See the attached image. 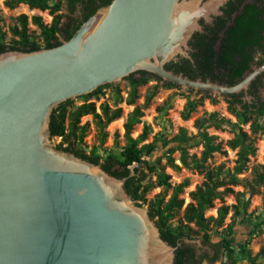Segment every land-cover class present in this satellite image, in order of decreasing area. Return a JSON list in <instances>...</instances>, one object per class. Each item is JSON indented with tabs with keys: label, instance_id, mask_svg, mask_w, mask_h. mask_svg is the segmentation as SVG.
<instances>
[{
	"label": "water",
	"instance_id": "water-1",
	"mask_svg": "<svg viewBox=\"0 0 264 264\" xmlns=\"http://www.w3.org/2000/svg\"><path fill=\"white\" fill-rule=\"evenodd\" d=\"M204 17L198 0H110L54 48L0 53V264H174L125 179L54 148L50 118L139 70L192 92L245 91L264 63L230 86L166 70L190 58Z\"/></svg>",
	"mask_w": 264,
	"mask_h": 264
},
{
	"label": "trees",
	"instance_id": "trees-1",
	"mask_svg": "<svg viewBox=\"0 0 264 264\" xmlns=\"http://www.w3.org/2000/svg\"><path fill=\"white\" fill-rule=\"evenodd\" d=\"M62 1L65 2L70 15L60 11ZM109 2L110 0H54L53 4H49L47 0H5L4 6L11 10L18 4L23 3L30 9L41 12L48 11L53 15V21L51 24H45L42 16L32 15L30 18L29 15L21 13L18 16L19 23L9 29L11 34L9 41H6V34L0 28V53L8 50L37 51L54 48L62 41L69 39L84 22L93 16V13L99 7L105 6ZM75 13L78 14L77 17H73ZM65 16H68L69 19L62 26L61 23ZM30 19L39 30L41 43L35 41L28 32ZM238 25L240 26L238 30L224 33L216 50L211 45L205 46L203 51L205 56L203 58H199L197 53L189 54L190 58L180 57L168 63L165 66L166 70L180 73L192 80L196 76H200L201 79L199 80L205 81L203 78L209 76L210 80L208 81L214 82L217 80V83L229 86L235 84L241 79L243 71L248 68L250 58L247 49L256 43V41L251 39L254 34L256 17L251 16L246 21L240 20ZM59 34H61L62 40L59 39ZM147 79L159 81L156 76L142 70L135 71L124 78L129 86L125 100L127 105L135 103L136 98L139 96L138 92H136V85L143 83ZM164 84L166 87L174 86L179 88L173 84ZM109 85V83L104 84V86ZM102 87V85L97 87L93 93L86 95L85 98H99L102 93ZM152 88L155 93L156 87L153 86ZM114 90L121 100L120 91L117 88ZM204 96L210 102L215 100L210 94L204 93ZM224 97L228 103L227 111L239 124L248 123V128L253 134H264V102L258 99L256 102L248 104L242 101L237 94H228L224 95ZM148 100L146 99L144 105L147 104ZM71 104V99H68L54 107L52 111L50 118L51 136L52 138L59 136L62 139L56 148L71 152L90 163L99 164L110 175L118 179H125L123 188L126 194L131 200L139 201L138 205H146V209L156 225L160 238L171 247L175 246L174 264H202L205 261L213 264L221 258L222 254L228 258L233 256L234 248L231 247L228 238L232 235L233 227H235L237 218L240 216L239 209L245 211L247 200L242 199V196H244L243 192H233L232 188L241 185V180L238 176L246 170L248 157L256 149L253 137L248 138L245 133L240 132L239 135H235L233 139L228 141L230 149H237L235 164L231 169L232 172H230L222 169L220 164L211 168L205 166L206 160L211 158L212 153L220 151L221 148V144L215 141V136L208 135L206 130L211 127L220 128L231 125L227 118L218 115L215 111L204 113L193 120L192 126L197 133L190 136L184 127H178V132L165 144V147H167L172 141L177 143L175 148L167 149L168 153H172V150L175 149L179 152L178 160L183 166L193 170H203L202 183L192 191L187 192L189 201L184 203L179 194L183 191V187L187 185V180L171 185L169 182L170 177L164 171L159 172L156 170L155 164L141 158L143 153H151L155 147L154 144L150 143L138 146L140 140L147 135L148 127L143 125L142 133L139 137L131 138L130 136L133 124L142 115L141 106L135 105L132 111L126 115L122 125L125 131V143L119 152L121 160L106 155L101 161L99 157L88 155L76 147L83 141L88 127L87 123L80 125V120L84 116L91 115L93 123L104 129L110 121L121 116V109L119 107L111 109L106 103H102L100 112H97L95 102H85L72 110L67 108ZM201 105L202 99L197 101L188 100L180 111V117L183 120L187 119ZM106 134L104 131V136ZM199 144L203 146L200 157L198 159L194 156L189 157L185 148ZM166 161L171 169L178 168L171 158L168 157ZM133 163L142 165L149 173L156 175V185L160 186L164 192L168 189L170 190L166 200H164L163 194H156L151 200L145 199L144 194L150 190L152 184H142L146 177L145 173L143 170H139V167L133 166L131 168ZM251 169L253 177L251 182L244 184V189L255 188V185H264V165H254ZM226 194L233 195L236 204L232 206L234 211L230 217V222L224 226V220L230 211L227 205L221 203L216 207V217L205 218L204 215L207 210L213 207L214 200L222 201L223 196ZM180 211H182V218L179 217V223L173 225L172 220ZM261 223L264 225V218ZM190 224H193L195 229L190 228ZM218 227H222L221 236L218 241L211 243L210 235ZM257 227V224H253L248 231L243 233V236H245L244 240L236 244V247L242 253H246L245 246L248 238H250ZM196 237L200 239L203 245H208L211 248L212 255L206 252L198 254L195 249L182 241L184 238L191 240ZM247 257L251 264H255L254 257H251L249 253Z\"/></svg>",
	"mask_w": 264,
	"mask_h": 264
},
{
	"label": "rangeland",
	"instance_id": "rangeland-1",
	"mask_svg": "<svg viewBox=\"0 0 264 264\" xmlns=\"http://www.w3.org/2000/svg\"><path fill=\"white\" fill-rule=\"evenodd\" d=\"M5 0H0V28L6 34V41L11 39V34L9 32L10 27L18 24V16L21 13L29 15H39L43 17L45 24H51L53 21V15L48 11H39L30 9L26 4L20 3L14 9H8L4 6ZM49 4H53L54 0H47ZM62 13L70 15L66 8V4L62 1L61 10ZM78 14L75 13L73 17H77ZM68 16H65L62 20L61 25L63 26L68 21ZM29 34L32 38L41 43V38L39 30L32 23L31 19L29 21ZM59 39L62 40L61 34H59ZM137 75V74H136ZM109 86L102 85L101 94L99 98L87 99L85 96L78 98H71L72 104L69 105L68 109H74L82 105L85 102H95L96 111L100 112V107L102 103H106L109 108L114 109L119 107L121 109V116L113 121H110L104 129H102L96 123H93L91 115H87L81 118L80 125L88 124L86 135L82 142H80L76 147L86 154L91 156H97L102 161L106 155L110 157L121 160L119 156L120 148L125 143V131L123 130V123L125 121L126 115L132 111L135 105H139L142 108V115L138 118L132 126L131 138H137L142 133L143 125L148 127L147 135L140 140L138 146L143 144H154V149L151 153H143L141 158L149 163L155 164L156 170L164 171L166 175L170 177L169 182L171 185L180 183L187 180V185L183 187V191L179 194L186 203L188 200L187 192L192 191L195 187L199 186L203 181V170H193L189 167L183 166L179 160V152L175 149L172 153H168L169 148H175L176 142H171L169 146L165 147L166 142H169L172 137L178 132V127H184L189 136L195 135L197 131L193 128L192 123L195 118L200 117L204 113H210V111H215L218 115H221L229 120L231 125L222 126L220 128H209L207 129L208 135L215 136V141L221 144L220 151L213 152L211 158L206 160L205 166L211 168L216 165H221L222 169L232 172V167L235 164L237 149H230L228 141L233 139L235 135H239L240 132L246 134L248 138H254V144L256 149L252 155L248 157V162L246 164V170L238 176L241 180V185H237L232 188L233 192H243L244 196L242 199L247 200L245 211H240V216L237 218V223L235 225L232 235L228 238L230 245L234 248V254L231 258L226 257V255H221L218 261L213 264H251L247 254L249 253L251 257H254L255 264H264V225L261 220L264 218V185H255V188L244 189V184L251 182L253 177L251 167L258 164L264 165V134L257 133L253 134L248 128L247 124H239L237 120L229 114L227 111L228 103L224 96L211 94L214 97V101L210 102L208 98L204 96V93L191 92L190 90H183L174 86L166 87L164 83L160 81H154L151 79L145 80L143 83L136 85V92H138V98H136L133 105H127L125 100L127 98L129 86L126 80L122 79L115 83H109ZM155 86L154 89L152 88ZM115 88L120 91L121 100L115 92ZM259 100L264 102V91L260 92L258 96ZM146 99H149L147 104L144 105ZM202 99V105L198 106L194 112H192L189 117L183 120L180 117V111L184 107L185 103L190 101H197ZM245 101L250 100V98H244ZM104 131L107 133L104 136ZM61 137L55 136L51 138V143L54 148L61 141ZM66 145V144H65ZM203 146L201 144L193 147H186L187 155L194 156L196 159L200 157V152ZM171 158L175 164H177V169H171L167 164V158ZM189 159V158H188ZM139 167V170H143L145 173V180L142 184L149 183L152 184L150 190H148L144 197L146 200H151L156 194H163L164 200H166L170 194V190L165 192L160 186L156 185V175L149 173L142 165L133 163L131 168ZM135 202V201H134ZM136 204L139 203L135 202ZM221 203L227 205L230 209L228 215L224 220L225 224L230 222V217L234 211L232 206H235V201L233 195H224L222 201L214 200L213 207L205 212V218L216 217L217 209ZM141 207L146 209L145 204H141ZM182 218V211L179 212L172 220V224H178V218ZM253 224H257L258 227L253 231L250 238H248L247 244L245 246L246 253H242L236 244L242 242L245 238L243 233L248 231ZM212 225V223H211ZM193 224H190V228L195 229ZM223 227V226H222ZM218 227L216 231H212L210 235V242H216L221 236V228ZM191 242L187 243L197 251L198 254L204 252L212 255L211 248L208 245H203L198 237L191 239ZM202 264H209L208 262H203Z\"/></svg>",
	"mask_w": 264,
	"mask_h": 264
},
{
	"label": "flooded vegetation",
	"instance_id": "flooded-vegetation-1",
	"mask_svg": "<svg viewBox=\"0 0 264 264\" xmlns=\"http://www.w3.org/2000/svg\"><path fill=\"white\" fill-rule=\"evenodd\" d=\"M198 6L203 7L206 18L199 20L200 30L193 33L188 40L190 55L197 53L199 58H203L205 56L203 55L205 46L211 45L216 50L226 31L238 30L240 20L246 21L251 16H255L256 25L251 39L256 43L247 49L250 59L248 68L241 74V79L255 67H259L264 63V0H198ZM194 79L201 78L196 76ZM203 79L210 80V77L205 76ZM263 91L264 70L260 71L250 81L245 91L237 95L242 101L250 104L256 102L260 92ZM246 97L250 100L245 101L244 98Z\"/></svg>",
	"mask_w": 264,
	"mask_h": 264
}]
</instances>
